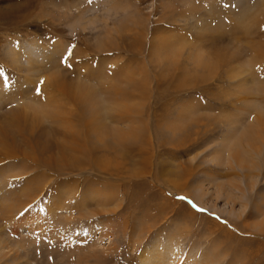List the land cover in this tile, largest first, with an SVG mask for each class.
<instances>
[{
  "label": "rangeland",
  "instance_id": "rangeland-1",
  "mask_svg": "<svg viewBox=\"0 0 264 264\" xmlns=\"http://www.w3.org/2000/svg\"><path fill=\"white\" fill-rule=\"evenodd\" d=\"M26 49L38 58L29 60ZM47 90L56 110L49 107L54 115L38 125L23 108L46 105ZM78 91L110 106L103 139L88 112L82 114L87 106L70 99L85 96ZM12 112L26 119L7 129ZM260 115L264 0H0V131L9 130L15 154L8 172L16 186L43 190L9 224L0 221V232L29 251L23 262L30 264H49L55 251L58 257L105 251L117 255L113 264H141L153 246H178L185 256L213 245L229 248L226 238L261 244L264 216L255 215L264 208ZM246 129L257 141L250 143L255 163L243 170L229 153L238 137L249 150ZM43 144L47 160L67 161L33 165L43 159ZM59 190L70 191L66 200ZM198 196L215 210L203 208ZM49 205L54 210L39 221ZM86 209L90 217L83 216ZM62 238L72 249L59 244Z\"/></svg>",
  "mask_w": 264,
  "mask_h": 264
},
{
  "label": "bare ground",
  "instance_id": "bare-ground-1",
  "mask_svg": "<svg viewBox=\"0 0 264 264\" xmlns=\"http://www.w3.org/2000/svg\"><path fill=\"white\" fill-rule=\"evenodd\" d=\"M37 52L28 51L27 50L25 52V55L27 54V58L30 60V59L38 58V56L36 54ZM49 55L51 56V54H49ZM53 83L54 84L57 83V78L53 81ZM84 86H83V88H84L83 90L87 89V87H84ZM87 90H89V89H87ZM82 91H78V92L80 94H84L85 96L80 95V96L71 97L70 99L74 102L75 101L74 99H77L78 98L77 102L75 101L76 103H81V104L87 106V107H81L80 108L82 110V114L84 112V115H85L88 112V114L90 115L89 121L92 122V127L95 129V130L94 129H92V130H94V131L101 130V131H97L99 134H96V133L95 134L96 135H99L97 137H101V139H103L104 136L107 134L106 132H108V126H106L105 123H103L104 122L103 120L106 119L105 118V116H106L105 111L107 109H109L110 106L107 107L105 105V103H104L105 102L104 99L102 97H98L97 94H94L91 91H85V92H82ZM119 92H120V89H119ZM124 94H126V93L124 92ZM46 95H50L51 96V99H48L47 102L45 101L46 102V105H42V107L40 105L38 107L37 106L31 107L32 104H29L28 106L26 105L23 108V112L24 113L25 112H31V114L34 116L35 122H37L38 125L43 124V121L45 119H48V118H50V117H52L54 115L55 111L54 110H48L49 107H54V109L56 110V107L54 105V102H55L56 98L55 97H52L53 94L50 92V90H47ZM81 104H79V105L82 106ZM118 108L119 109L117 111L120 112L122 110V109L120 110V105H119ZM114 110L115 109H113V111ZM12 113L13 114H12V118H10V122H6L5 123L6 126H7V129L10 128V127H13V125H15V124H18L19 125V123H21L22 121H24L26 119L25 118V115L26 114H21V113H15L14 114V112H12ZM80 118H81V120L83 122L87 120V119L85 120V118L83 120V117L82 116ZM260 118H264V115H260L259 117H257L255 119L256 126H258V125L261 124L260 123ZM94 124H96L97 126L94 125ZM86 126L87 127L89 126L88 121H86ZM20 128L21 127H19V129ZM7 129L6 130H3V131H0V163L2 164L4 161H6L5 167L4 166H1L0 167L1 168L0 175L3 176V178L0 179V182L5 181L4 187H1L0 188V217H2V220H0V221H3L4 220L3 222L5 224H9V222H11L13 215H17V213H19L21 211H22V213H24L23 211L27 208V206L30 205V204L32 205V203L34 204V202L36 201L35 199L43 192V190H37V189L30 188V186L21 187L20 185L19 186H16V184L12 183L13 182V179H12L13 177H12L11 172H8V171H10V165L7 162H9V160L11 161V158H14V155L15 154H14V152L12 150L11 139H7V138H9V136H8V131L9 130H7ZM17 130H18V127H17ZM92 130H88V132H90ZM250 130H247L246 129L245 130L246 131V134L244 133L245 131L243 132L245 135H247V138L249 136V139L250 140H249V142H247L248 143L249 150H247L246 147H245V145L243 146L242 145L243 143H241V140L243 141L244 138L242 137L241 139H239V137H238L237 140L235 141V143H233V145L231 147L233 149L232 152L229 153L230 154V157H231L230 159L233 161V163L235 162L236 163V166L239 167V168H241V169L243 168V170L248 169V167H247L246 164L254 158V154H253V152L250 149V143L251 144H254L257 141L256 136H255V132L252 135V133H251L252 131L251 132H248ZM248 133H250V134H248ZM9 134L11 135V133H9ZM4 137H5V139H4ZM261 146H263V144ZM47 149H48L47 145L43 144V147L41 148V154L40 155L42 156V158L44 160L41 159V158L39 159V157L38 158H34L33 165H39L38 161L41 160L40 162L45 161V162H42L43 165H45L47 167H50V166L53 167V166H57L58 165L57 162L63 163L64 161H67V160H64V158H62L63 159V162H62L61 161L62 159L60 157H58L60 159H56L57 157L55 158L54 156H52L51 158H49V160H47V158L44 157V155L47 152ZM253 162L255 163V161H253ZM250 163H252V162H250ZM65 165H67V162H65ZM76 165H77V162L75 163V167H76ZM29 167L30 166H28V168ZM60 167H61L60 165H59V167H57L59 169V171L61 170ZM7 175H9L10 178L12 177L11 180L8 181L7 179H5V177ZM59 191H61V190H59ZM69 192H67L68 195L65 196L64 195L65 192L61 191L60 192L61 193L60 201L61 200H66V198L70 194ZM200 196H198V200L202 204L203 208L208 207L210 209H214L216 207V205L210 206L208 203H206L205 201H203L202 197H200ZM84 197L85 196H83V198ZM89 197H91V195H89ZM89 197H86V198H89ZM86 198H84V199H86ZM82 204H84V203H82ZM58 205H61V203L58 204ZM55 206H57V205H55ZM53 208H55V207L54 206H51V205L47 206V209H46L47 210V213H45V212L44 213H38V216L36 218L39 221H43L42 218L44 216H46V217L49 216L52 213L51 212V209H53ZM227 212L231 215V214H235L236 213V210H234V208H232V210H228ZM244 213H245V207H244L243 210H239V214L237 216L240 218V217H242L244 215ZM54 215H56V214H54ZM88 215L90 217V213L86 209L83 216H87L88 217ZM255 215L256 216L259 215V216H262L263 217L264 216V208L263 209L259 208L258 209V213L255 214ZM247 216L248 215H246L245 217H247ZM250 216H252V214H250ZM73 219H76V218H73ZM16 222L18 223V221H16ZM234 224H235L234 225L235 227L233 229L239 230V228L237 226L238 225L237 224V221H234ZM41 225L42 224L39 225V228L41 227ZM72 230H73V228H72ZM236 230H234V231H236ZM262 230H264V229H262ZM262 230L259 229V231H262ZM11 232L14 235H18V233H19L18 229H16V228L15 229H11ZM224 234L225 233H221L220 236L222 237ZM4 235H6V234L5 233L2 234L0 232V261L2 259H4V258H9V260H13L15 262H18L19 261L20 263H23V264H30V263H28V262L31 261L30 259L28 260V262H25V261L23 262V260H25L28 257L29 251H28L27 254H26V251L24 253V251H23V249H24L23 245H17L16 243L10 241V239L5 238ZM174 236H173V238H175ZM32 237H34V236H32ZM74 238L76 239V237H74ZM222 238L224 239L226 237L223 236ZM29 239H30V237H29ZM66 239L67 238H65V239L62 238L61 242L59 241V244H64L65 243L64 245H66L67 247H70L69 249H72V246H70L71 241H66ZM81 239L85 240V238H82V237H81ZM35 240H36V238H35ZM23 241L24 240H22L20 242L22 243ZM26 241H29L28 240V237H27V240ZM30 241H33V239H31ZM32 244H33V242H32ZM176 244H178V243H175V245ZM224 244L226 246H229V248L222 247L221 251L229 250L231 252L230 254H228L226 252L219 251L220 249L218 247H216L215 245H213V249H211L212 251L210 250L211 252L210 251H204V252L196 251L195 253H193L192 251H188L185 256L183 255V252L180 250V248L178 246L177 247H174V245H167L166 247H164L162 249H158L160 246H153L152 247L153 249H150V251H146V253H144L141 256L142 257L141 258V264H221L222 261H224L223 264H264V262H263L264 261V241L261 242V244L260 243H257V242L250 244V242H246L245 243L243 240H241L239 238H238V241H235V242H230L229 239L226 238L225 241H224ZM29 245H30V243H29ZM33 245H36V243H34ZM12 246L15 247V248H18L15 251V253L13 252L14 251V248ZM26 246H28V245H26ZM36 246H35V248H36ZM40 246H42L41 245V242H40ZM255 247H259V249L258 250H255ZM25 248H27V247H25ZM250 249L253 250V253H250ZM76 251H77V255H75L76 254ZM76 251L70 252V255H67V254L65 255L64 253H66V252H64L61 255V257H58V255H57L58 252L55 251L48 258V259H50L49 260L50 261L49 264H52L53 262H57V261H54V260H57V259H58V261H62V263L74 264V263H72L70 261V259H72V257H74L75 264H113V262L116 261V259H117L116 258L117 255L115 256V258H116L115 259L114 256L111 255L112 253H108V252H105V251H103V252L97 251V252H89V253L84 252L83 254H79L78 253V250H76ZM11 252H13V255L12 256H10V253ZM243 252H246V253H243ZM33 254H36V253L34 252ZM250 254H252V255H250ZM233 255H234V258H232ZM35 256L33 255V259H35ZM47 256H46V260H48L47 259ZM31 257H32V255H31ZM31 257H29V258H31ZM228 257H231L233 260L227 261L226 258H228ZM143 258H145V259H143ZM258 261H260V262H258ZM2 264H6V262H3ZM37 264H45V263L44 262H41V263H37ZM53 264H55V263H53Z\"/></svg>",
  "mask_w": 264,
  "mask_h": 264
},
{
  "label": "snow or ice",
  "instance_id": "snow-or-ice-1",
  "mask_svg": "<svg viewBox=\"0 0 264 264\" xmlns=\"http://www.w3.org/2000/svg\"><path fill=\"white\" fill-rule=\"evenodd\" d=\"M70 66V65H69Z\"/></svg>",
  "mask_w": 264,
  "mask_h": 264
}]
</instances>
